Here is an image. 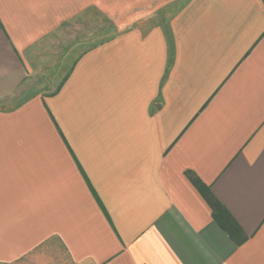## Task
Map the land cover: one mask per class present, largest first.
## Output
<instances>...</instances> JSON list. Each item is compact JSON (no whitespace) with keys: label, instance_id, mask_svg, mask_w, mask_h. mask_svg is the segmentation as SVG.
<instances>
[{"label":"crops","instance_id":"1","mask_svg":"<svg viewBox=\"0 0 264 264\" xmlns=\"http://www.w3.org/2000/svg\"><path fill=\"white\" fill-rule=\"evenodd\" d=\"M0 264H264V0H0Z\"/></svg>","mask_w":264,"mask_h":264},{"label":"rangeland","instance_id":"2","mask_svg":"<svg viewBox=\"0 0 264 264\" xmlns=\"http://www.w3.org/2000/svg\"><path fill=\"white\" fill-rule=\"evenodd\" d=\"M87 28H85L86 30ZM95 27L91 28L89 31H85V33L83 34L84 37V41L82 48H86L87 45L90 44V42L92 40H96L97 38H99L100 40L106 39L108 36L112 35L113 30L112 27L110 25V22H108L106 19H100V32L97 34V32H95ZM92 39V40H91ZM81 47H78V49L76 51H80Z\"/></svg>","mask_w":264,"mask_h":264},{"label":"trees","instance_id":"3","mask_svg":"<svg viewBox=\"0 0 264 264\" xmlns=\"http://www.w3.org/2000/svg\"><path fill=\"white\" fill-rule=\"evenodd\" d=\"M209 204L210 206L212 207L213 209V212H214V216L215 218L218 220L219 219V223L221 222L223 224V227L226 229V231L229 233V235L233 236L234 237V234H232V229L231 227H229L228 225L229 224H224L222 221L223 219L225 218V216L227 215V213L225 212H222L223 211V208L222 206L217 202L215 201L214 199H209ZM217 212H220V214H218Z\"/></svg>","mask_w":264,"mask_h":264}]
</instances>
